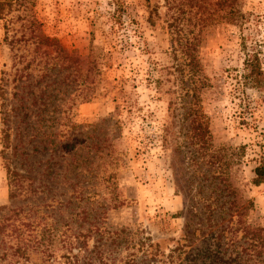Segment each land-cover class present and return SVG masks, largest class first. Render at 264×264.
<instances>
[{
	"label": "rangeland",
	"instance_id": "rangeland-1",
	"mask_svg": "<svg viewBox=\"0 0 264 264\" xmlns=\"http://www.w3.org/2000/svg\"><path fill=\"white\" fill-rule=\"evenodd\" d=\"M1 1L0 264H262L264 0Z\"/></svg>",
	"mask_w": 264,
	"mask_h": 264
},
{
	"label": "trees",
	"instance_id": "trees-1",
	"mask_svg": "<svg viewBox=\"0 0 264 264\" xmlns=\"http://www.w3.org/2000/svg\"><path fill=\"white\" fill-rule=\"evenodd\" d=\"M7 2H3L0 0V18L2 17V11L5 6H7ZM121 9V8H120ZM119 12V10H118ZM74 59L75 62L80 61V58H73L70 57V60ZM89 64L93 67H91V71L93 72V68L95 67V63L90 61ZM246 69L250 71V75L256 76L255 80L260 83V76L263 74L259 61L257 60H248L246 61ZM10 136L6 132L5 133V140L9 141ZM8 179H9V184L11 187V193H10V199L12 201H15L19 198V196L22 194V182L26 179H28V176H25L24 174H21L20 172L16 170H12L11 167L8 166ZM254 175L255 177L252 180L253 185L259 187L261 185H264V160L262 163H260L254 170ZM37 209V211L35 210ZM39 207L36 206H31L30 208L26 206H16L13 208H8V206H1L0 207V235L6 234L7 232V226L5 221H10V220H15L17 217L18 219L24 218L25 220L27 219L28 221L26 222L29 227L35 226V224H43L47 223L45 220L43 222H37V216L33 214L32 212L34 211L35 213L38 212ZM3 213V214H2ZM36 228V227H35ZM36 230V229H33ZM43 230V229H42ZM52 232V231H50ZM46 233L47 229H44L43 235L40 236L41 242L47 240L46 238ZM37 235V234H36ZM91 235V232L88 234H83L81 237L87 238ZM38 236V235H37ZM36 238V236H35ZM38 243V244H41ZM30 247L25 248L24 250L20 249L19 251L21 252L22 256H27L28 250ZM262 255H264V228L262 229ZM262 264H264V260H262Z\"/></svg>",
	"mask_w": 264,
	"mask_h": 264
}]
</instances>
